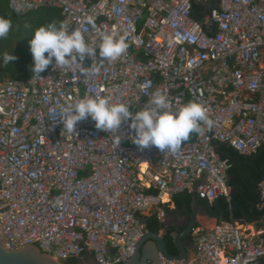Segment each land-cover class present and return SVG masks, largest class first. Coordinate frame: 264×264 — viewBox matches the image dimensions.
Here are the masks:
<instances>
[{"label":"built area","instance_id":"1","mask_svg":"<svg viewBox=\"0 0 264 264\" xmlns=\"http://www.w3.org/2000/svg\"><path fill=\"white\" fill-rule=\"evenodd\" d=\"M193 1L11 0L19 15L60 9L65 25L97 48L104 34L126 33L129 48L112 62L77 57L69 68L0 81L5 248L37 245L62 263L127 264L146 231L139 216L164 222L166 203L183 193L231 201L233 164L217 145L243 156L264 146V0H217L201 22L192 16ZM157 90L167 93L173 111L189 101L202 104L211 129L202 124L176 153L139 149L130 122L104 132L88 118L63 132L60 113L68 104L101 96L135 112ZM258 191L264 207V179ZM193 237V259L160 264H264V235L250 237L237 223L220 222Z\"/></svg>","mask_w":264,"mask_h":264},{"label":"clouds","instance_id":"2","mask_svg":"<svg viewBox=\"0 0 264 264\" xmlns=\"http://www.w3.org/2000/svg\"><path fill=\"white\" fill-rule=\"evenodd\" d=\"M15 11L19 13L21 9ZM87 23L95 27L92 17L87 18ZM12 27L10 18L0 16V39L7 38ZM128 48L126 33L119 37L113 33L104 34L97 48L86 42L81 30L70 29L64 22H51L36 28L29 41L31 71L34 77H39L49 66L69 68L77 63V57L80 61L86 56L95 61L98 56L100 62H112L126 54ZM15 59L12 53L5 52L0 56V65H8ZM88 118L95 122L96 129L104 132H118L123 123L130 122L129 127L134 132L132 142L139 149L155 147L160 152L172 153L178 152L191 134L200 132L202 124L209 129L213 125L202 104L189 101L173 111L169 96L160 90L153 94L149 106L135 112L125 103H112L109 97L101 96L85 97L68 104L60 113L63 132H75L77 123ZM113 139L115 144H121L120 135Z\"/></svg>","mask_w":264,"mask_h":264},{"label":"trees","instance_id":"3","mask_svg":"<svg viewBox=\"0 0 264 264\" xmlns=\"http://www.w3.org/2000/svg\"><path fill=\"white\" fill-rule=\"evenodd\" d=\"M0 16L10 18L12 21V30L10 31L7 38L0 39V56L3 53H12L16 59L8 65H0V81L8 80H29L33 78V73L31 71L32 55L29 49V41L32 38L34 30L42 25H47L51 22H64L62 12L58 8L54 7H43L37 10H34L26 15H19L15 12L11 0H0ZM192 16L196 21L201 22L204 18L203 8L199 5H196L193 1V11ZM45 70L41 74H45ZM197 133L191 134L189 140L184 142H191L195 140ZM218 151L222 158H228L232 162V168L229 172V186L232 189H241L244 191L246 198L255 202L256 197L248 190L246 184L244 183L243 176L246 173H251L255 179H260L258 172L249 166L244 161V156L241 155L235 149L228 147L224 144H220ZM257 168L264 169V151L261 154L260 158L254 162ZM252 187L255 189V186L249 180ZM150 193H155V191H149ZM239 206L235 211L230 210L224 204H222L224 210L225 221L229 223H234L235 221H243L244 223H253L259 221L264 217V208L260 209L258 207L253 208L248 204V202L240 195L236 194ZM173 201L175 202L177 208L182 210L186 207V213L191 211L192 195L183 193L174 196ZM186 214L185 212H183ZM141 221L145 224V229L160 232L164 231V240L167 246L168 251L177 255L179 252L174 245V236L184 230L185 226H168L166 227L154 214L152 216H139ZM196 227H199L197 224ZM184 241H188L191 244H194V238L192 235L186 237ZM80 263L76 259H69L63 264H78Z\"/></svg>","mask_w":264,"mask_h":264},{"label":"water","instance_id":"4","mask_svg":"<svg viewBox=\"0 0 264 264\" xmlns=\"http://www.w3.org/2000/svg\"><path fill=\"white\" fill-rule=\"evenodd\" d=\"M196 5L203 8V16H211L214 10L218 7L217 0H194ZM214 23L210 22L209 27L213 26ZM219 148V145H217ZM264 151V146L255 155L244 156V161L251 167H253L258 174L260 179H255L251 173H246L243 176L244 183L248 190L256 197L255 202H251L246 198L244 191L241 189H232L231 201L225 196H218L213 202L201 194L192 195L191 211L186 213V207L182 210L188 216L186 228L178 232L174 236V245L178 250L177 255L171 254L166 246L164 240V232H154L146 229L141 241L136 245L134 256L127 264H160L162 259L167 260H187L189 259V251L187 244L188 241L184 239L193 234L198 224V218L202 215L214 219L216 222H224V210L222 204L228 207L230 210L235 211L238 206V200L236 194H240L250 206L253 208L258 207L261 204V198L258 191V186L264 179V169L256 167L254 162L261 156ZM249 180L255 186V189L250 184ZM184 219V216L179 215V220ZM1 224V222H0ZM164 225L168 227L167 221H164ZM182 226V225H177ZM184 226V225H183ZM172 227H175L174 225ZM18 250H9L0 241V264H63L52 256L45 254L37 245L25 246ZM78 264H98L94 259L89 260L87 263Z\"/></svg>","mask_w":264,"mask_h":264},{"label":"crops","instance_id":"5","mask_svg":"<svg viewBox=\"0 0 264 264\" xmlns=\"http://www.w3.org/2000/svg\"><path fill=\"white\" fill-rule=\"evenodd\" d=\"M258 208L263 209L264 207L258 206ZM165 212L166 215L164 221H167L169 226L186 225V223L183 222L184 219L179 220V215L185 216V214L183 213L184 211L179 210L173 200L166 203ZM204 215L198 218V225L199 227H201L200 229L213 228L215 224L219 223L214 219L206 217ZM200 221H202L203 223L201 224ZM234 223H237L238 228L250 237L264 235V217L261 220L255 221L253 223H244L243 221H235ZM187 247L189 251V259H193L195 254V245L188 243Z\"/></svg>","mask_w":264,"mask_h":264},{"label":"flooded vegetation","instance_id":"6","mask_svg":"<svg viewBox=\"0 0 264 264\" xmlns=\"http://www.w3.org/2000/svg\"><path fill=\"white\" fill-rule=\"evenodd\" d=\"M262 153H263V152H262ZM259 158H260V157H259ZM259 158H258V159H259ZM258 159H257V160H258ZM252 168H253V167H252ZM187 221H188V216H184V220H183V222H184V223H187Z\"/></svg>","mask_w":264,"mask_h":264},{"label":"bare ground","instance_id":"7","mask_svg":"<svg viewBox=\"0 0 264 264\" xmlns=\"http://www.w3.org/2000/svg\"><path fill=\"white\" fill-rule=\"evenodd\" d=\"M147 164H143V171L146 170ZM165 201H167V198H164Z\"/></svg>","mask_w":264,"mask_h":264},{"label":"rangeland","instance_id":"8","mask_svg":"<svg viewBox=\"0 0 264 264\" xmlns=\"http://www.w3.org/2000/svg\"><path fill=\"white\" fill-rule=\"evenodd\" d=\"M150 213H152V212H149V214H150ZM200 222H201V224L203 223L202 221H200ZM200 228H201V227L197 228L196 231H195L193 234H195L196 232H198V231L200 230Z\"/></svg>","mask_w":264,"mask_h":264}]
</instances>
